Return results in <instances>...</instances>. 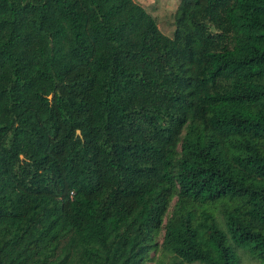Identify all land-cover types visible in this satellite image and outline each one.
I'll return each instance as SVG.
<instances>
[{"label": "trees", "instance_id": "1", "mask_svg": "<svg viewBox=\"0 0 264 264\" xmlns=\"http://www.w3.org/2000/svg\"><path fill=\"white\" fill-rule=\"evenodd\" d=\"M152 263L264 264V0H0V264Z\"/></svg>", "mask_w": 264, "mask_h": 264}, {"label": "rangeland", "instance_id": "2", "mask_svg": "<svg viewBox=\"0 0 264 264\" xmlns=\"http://www.w3.org/2000/svg\"><path fill=\"white\" fill-rule=\"evenodd\" d=\"M135 2L157 19L159 27L165 35L173 37L179 0H135Z\"/></svg>", "mask_w": 264, "mask_h": 264}, {"label": "water", "instance_id": "3", "mask_svg": "<svg viewBox=\"0 0 264 264\" xmlns=\"http://www.w3.org/2000/svg\"><path fill=\"white\" fill-rule=\"evenodd\" d=\"M78 134H80V131H78Z\"/></svg>", "mask_w": 264, "mask_h": 264}]
</instances>
